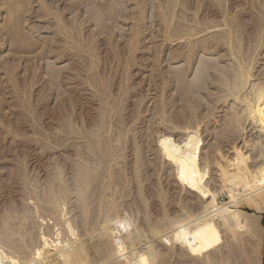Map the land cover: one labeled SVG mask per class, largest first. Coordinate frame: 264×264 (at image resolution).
Returning a JSON list of instances; mask_svg holds the SVG:
<instances>
[{"label":"rangeland","instance_id":"obj_1","mask_svg":"<svg viewBox=\"0 0 264 264\" xmlns=\"http://www.w3.org/2000/svg\"><path fill=\"white\" fill-rule=\"evenodd\" d=\"M193 129L221 201L220 153L264 166V0H0V264L58 238L120 264L97 251L116 217L168 264H264V204L232 207L249 228L215 260L153 236L203 213L158 139Z\"/></svg>","mask_w":264,"mask_h":264},{"label":"bare ground","instance_id":"obj_2","mask_svg":"<svg viewBox=\"0 0 264 264\" xmlns=\"http://www.w3.org/2000/svg\"><path fill=\"white\" fill-rule=\"evenodd\" d=\"M8 4L10 7H14L13 4ZM196 131V129H193L189 130L188 133L186 132L187 136L184 137L185 139L182 141L183 143H180L177 146H173V143L171 144L169 140L163 138L161 135H159L161 137L158 139L159 146H161L160 151H162L163 157L165 155L168 161L173 164L177 180L182 185L195 191L204 200L203 213L200 216L189 217L186 222L185 219L179 220L174 226H171L173 229L171 228V232L169 231L170 234H168L169 232L164 234L163 231H160L159 229L156 230L155 228H152L151 231L153 236L162 240V245H170L171 248L169 251L177 246L183 251H181L180 255L183 254L185 256L190 253L194 254L196 245H199L198 242L202 241L203 247L207 250L208 257L215 260L220 251V240L222 235H224L226 239L225 241L223 240L224 244L222 246L230 247L231 242L240 239V231L249 228L246 226V223L241 216L242 212H236L232 207L237 208L240 205H247L256 209H262V205L264 204V166L260 165L258 168L256 167V170H252L253 168H251V165L248 163V153L246 154V152L236 146L233 147V150L227 155L220 153L219 158H221V161L217 163V168L220 171L219 177L222 179L223 188L227 191L228 195L227 201H221L219 193L214 191L209 185L208 162L207 164L201 162V138L200 135H197L198 132ZM182 132L185 131L182 130ZM179 138H182V136ZM231 154L234 156H231ZM130 228L131 223L126 220V218L116 217V221L114 222L106 220L104 227L100 232V236L97 238V251L105 255V257H116V259L120 261V264H168L164 254H157L151 244L145 251L143 250L144 252L137 251L138 249H135V243L137 238L142 237V231L137 230L136 228L134 233H132V229ZM70 231L72 233L73 230L70 229ZM83 233L84 232H82V234ZM86 233L89 236H92L95 232L88 231ZM58 239L53 242L49 241L48 245L46 243L45 245H47V247L45 249L39 250L38 247L36 252L32 250L34 252L31 255L35 258L33 261L39 260V262L42 261L44 264H77L76 259L78 258V254H81L80 248L86 246L84 241L82 242L83 238L81 240L78 239V241L83 243L82 245L85 244L84 246L80 243L79 245L78 241H68L69 243L64 242V244L66 243L65 245H60V243L57 245ZM95 239L96 236H93L92 240ZM54 243H56V245ZM75 243L80 247L78 248L76 246L73 248ZM50 245L54 247L51 248ZM68 247H71L72 249H69ZM203 247L199 245L200 249H203ZM59 250H61V252L62 250L64 251L57 255L56 253L59 252ZM85 250L86 249L84 248V251ZM87 259L89 260V258ZM31 260L32 259H30V261ZM214 262L216 264V261ZM80 264L91 263L84 259L81 260Z\"/></svg>","mask_w":264,"mask_h":264}]
</instances>
